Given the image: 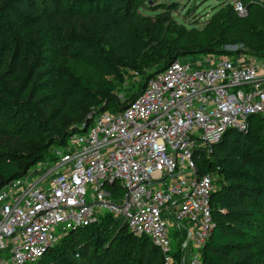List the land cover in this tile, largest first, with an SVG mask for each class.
<instances>
[{"label":"built area","instance_id":"2783aa9c","mask_svg":"<svg viewBox=\"0 0 264 264\" xmlns=\"http://www.w3.org/2000/svg\"><path fill=\"white\" fill-rule=\"evenodd\" d=\"M233 7L248 15L241 1ZM253 116L264 117V58L171 63L126 109L100 112L0 189V264H36L107 214L149 238L163 264H202L214 177L200 175L197 160L210 158L229 130L247 132Z\"/></svg>","mask_w":264,"mask_h":264},{"label":"trees","instance_id":"16d2710c","mask_svg":"<svg viewBox=\"0 0 264 264\" xmlns=\"http://www.w3.org/2000/svg\"><path fill=\"white\" fill-rule=\"evenodd\" d=\"M137 1L0 0V189L46 160L52 146L64 147L70 132L81 128L89 115L103 107L119 111L129 104L116 103L104 93L115 91V86L105 84L101 89L76 79L68 67L61 74L63 86L59 87L51 53L61 50L116 78L127 68L140 75L142 68H151L143 86L177 60L239 54L225 51V39L220 37L207 44L199 41L204 43L202 47L177 53L162 55L154 48L144 51L149 36L132 27L144 20L134 9ZM239 1L248 13L256 6L252 0ZM243 18L231 2L219 28L222 33L233 32ZM82 19L88 23L82 30L68 25ZM35 26L44 31H35ZM14 31L20 33L22 48L10 56L9 34ZM248 54L262 59L264 47H251ZM62 96L96 103L78 111L80 123L62 125V112L50 109ZM249 122L247 132L229 130L215 145L210 155L219 157L215 162L206 157L197 160L200 175L215 177L210 201L213 231L202 250V264H264V117L253 116ZM81 260L91 264H163L160 251L149 238L134 237L122 220L109 214L97 224L69 233L36 264H77Z\"/></svg>","mask_w":264,"mask_h":264},{"label":"rangeland","instance_id":"374dc122","mask_svg":"<svg viewBox=\"0 0 264 264\" xmlns=\"http://www.w3.org/2000/svg\"><path fill=\"white\" fill-rule=\"evenodd\" d=\"M233 1L235 0H138L134 9L143 16L144 20L132 24V27L144 30V35L149 36V40L147 37V42H145L147 48L144 51L154 48L162 55L169 52L177 53L193 46L202 47L200 45L204 43L200 44L199 41H205L207 44L213 38L220 37L225 39L223 49L228 53L250 56L248 51L251 47H264V35H262L264 0H252L256 6L249 11V16L243 18L233 32L222 33L219 28L221 18ZM147 22L151 25H146ZM68 25L73 29L82 30L88 23L82 19ZM33 29L44 31L41 26H35ZM9 36L11 56L22 48V41L18 31L11 32ZM51 55H54L52 58L59 75V87L63 86L61 74L68 67L76 79H85L95 83L101 89L105 84L115 86V91L104 93L112 101L121 105L130 103L129 101L141 93L145 79L151 72V68H142L143 74L136 76L137 71L127 68L124 71L121 70L116 78L108 76L100 66L91 65L84 59H72L61 50ZM199 57L201 56L187 57L185 60H197ZM94 103H96L94 100L82 102L73 97L62 96L58 103L53 104L50 109L62 112V125L66 123L76 125L81 121L79 113L89 109ZM256 127L257 123L253 129L255 130ZM57 148L52 146L47 155L51 156V151ZM218 158V156H213L210 159L215 162ZM39 164H44V160L39 161L35 167ZM77 264H91V262L81 260Z\"/></svg>","mask_w":264,"mask_h":264},{"label":"water","instance_id":"95a60500","mask_svg":"<svg viewBox=\"0 0 264 264\" xmlns=\"http://www.w3.org/2000/svg\"><path fill=\"white\" fill-rule=\"evenodd\" d=\"M128 106H129V104H128L126 107H124L122 110L126 109ZM105 110H106V108L103 107V108H101L100 110H98L96 113L89 115L88 118L86 119L85 123L83 124V126H82L81 128H79V129H74V130H72V131L70 132L69 136H71L73 133L84 131V130L87 128V126L90 124V122L94 119V117H95L97 114H99L100 112H103V111H105Z\"/></svg>","mask_w":264,"mask_h":264}]
</instances>
